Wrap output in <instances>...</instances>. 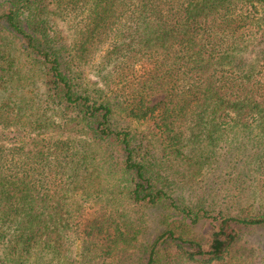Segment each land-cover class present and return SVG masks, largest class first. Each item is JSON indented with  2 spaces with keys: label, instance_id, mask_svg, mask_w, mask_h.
Instances as JSON below:
<instances>
[{
  "label": "trees",
  "instance_id": "16d2710c",
  "mask_svg": "<svg viewBox=\"0 0 264 264\" xmlns=\"http://www.w3.org/2000/svg\"><path fill=\"white\" fill-rule=\"evenodd\" d=\"M258 230L264 0H0V264H245Z\"/></svg>",
  "mask_w": 264,
  "mask_h": 264
},
{
  "label": "rangeland",
  "instance_id": "374dc122",
  "mask_svg": "<svg viewBox=\"0 0 264 264\" xmlns=\"http://www.w3.org/2000/svg\"><path fill=\"white\" fill-rule=\"evenodd\" d=\"M134 133L138 135H147L148 137L152 136V130L148 124L138 122L135 120H131L129 125ZM203 177L201 174L194 178L193 176H180L177 183L175 182V189H177V193H186L192 194L194 191H197L201 187V181ZM173 180V178H172ZM208 225H205L200 229V234L205 236L207 234ZM259 231V230H258ZM249 232L243 235V237L239 240V242L235 245L234 249L239 250L238 252H242L246 254L248 257V262L245 264H264V230H260L259 232ZM208 236V235H206ZM130 252H135V256L139 252V248L137 247V243L135 241V250L121 251L122 258H128V254Z\"/></svg>",
  "mask_w": 264,
  "mask_h": 264
}]
</instances>
